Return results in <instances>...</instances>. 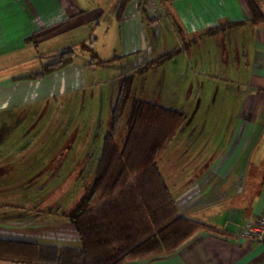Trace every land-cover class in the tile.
<instances>
[{
	"label": "crops",
	"instance_id": "0c3cea01",
	"mask_svg": "<svg viewBox=\"0 0 264 264\" xmlns=\"http://www.w3.org/2000/svg\"><path fill=\"white\" fill-rule=\"evenodd\" d=\"M150 2L157 3L156 11ZM254 2L264 16V0ZM119 3L0 0V119L7 123L10 115L21 117L22 107L58 102L62 117L68 116L73 102L85 109L98 100L97 72L118 69L125 62L126 68L111 81L115 95L106 96L108 122L119 79L142 65L162 35L172 39L165 52L177 53L158 67L157 83L173 78L179 93L166 96L165 108L185 117L156 161L169 193H162V207L157 204L156 211L215 229L197 230L169 252L128 258L122 264H264V244L240 234L241 225L264 207V188L253 171L258 151L264 150V20L253 21L246 0H146L148 15L160 17L149 25L139 12V0L126 4L120 20ZM105 16L110 21L109 45L119 58L104 64L97 62L106 60L99 56H78L77 49L96 45V29L102 28ZM171 17L172 30L163 31L159 25L155 32V26ZM235 22L219 33H206ZM67 49L73 51L71 63L39 79L18 78L39 71ZM134 82L135 77L131 88ZM132 98L136 97L129 95L114 135L118 148L125 139ZM136 99L161 105L150 96ZM102 118L93 117L94 126L78 145L74 140L41 145L0 141V264H72L75 256L77 261L83 258L82 242L68 214L95 178L100 137L106 131L100 128ZM143 130L140 126L134 133L136 144ZM121 204L106 210L119 216L104 235L114 238L112 243L133 244L148 235L150 210L145 208V218L132 195Z\"/></svg>",
	"mask_w": 264,
	"mask_h": 264
},
{
	"label": "trees",
	"instance_id": "16d2710c",
	"mask_svg": "<svg viewBox=\"0 0 264 264\" xmlns=\"http://www.w3.org/2000/svg\"><path fill=\"white\" fill-rule=\"evenodd\" d=\"M130 0H120L117 8V18L120 20L126 4ZM146 0H139L138 9L147 24H155L160 17L149 16L144 7ZM170 2L171 0H162ZM251 11L253 21L260 22L264 16L254 0H246ZM235 23H225L208 28L206 33L216 34L227 26ZM178 32L182 35L180 28ZM183 44H188L183 40ZM176 49H171L157 57L147 59L132 73L123 75L118 82L117 95L110 110L108 127L103 135L101 155L95 173V178L73 209L69 217L75 224L82 248L80 253L83 258L72 264H122L128 258L149 257L171 251L175 246L191 236L197 230H213L203 222L192 221L166 212H157L162 207V193L169 197L168 190L161 179L156 166V161L164 148L174 136L176 130L184 120L185 114L175 109H168L153 102L142 99H133L126 119V134L123 145L118 148L114 142V135L119 127L121 116L129 98L132 82L135 74H145L169 60ZM119 58L114 55L109 59H98V63H109ZM73 60V51L67 49L60 53L59 57L34 73L22 75L21 79H39L52 73ZM158 113H167L169 116H161ZM165 115V114H163ZM143 126V135L135 143L134 133L138 127ZM130 143L136 145L131 146ZM131 152V156H128ZM132 195L138 206L148 213V235L134 241L133 244L112 243L115 239L107 234L112 224L117 223V213H109L106 210L112 206L121 207L123 201H128ZM123 214V213H122ZM124 216V215H123ZM173 241L171 245L168 243Z\"/></svg>",
	"mask_w": 264,
	"mask_h": 264
},
{
	"label": "rangeland",
	"instance_id": "374dc122",
	"mask_svg": "<svg viewBox=\"0 0 264 264\" xmlns=\"http://www.w3.org/2000/svg\"><path fill=\"white\" fill-rule=\"evenodd\" d=\"M150 8L152 12L156 11L158 9L157 3L150 2ZM109 22L110 21L108 16H105L104 22L102 24V28L96 29L98 30L99 33V39L96 45L93 47V49H88V48L83 50L77 49L78 51L76 54L78 56L83 54L88 56V58L95 59V57L99 56L103 59L104 58L109 59L115 54L112 47L109 45L110 40L108 34L110 33V30L106 31V27H108ZM173 24L174 22H172V17H171V21L169 22L166 21L155 26V32H157V28L159 29V25L162 26L163 31H165V29L172 30L171 27ZM69 41L73 42L74 37H69ZM171 42L172 39H168V38L165 39L164 35H162L160 45L155 48L156 51L154 50L153 52L152 50L148 54L146 59H142L141 64H143L150 57L158 56L163 52H165L166 50H168V48H170ZM162 48H164V50L161 51ZM49 61H51V59H49ZM126 66L127 64L125 62H121L118 69L113 67H106L103 68L102 70H99L97 72V78H96V81L99 82V85H97L94 91L95 94L98 95V100L96 99L92 100L91 102L88 103L89 105H87L86 108L85 109L83 108L82 110L79 109L77 102L71 103L70 112L67 117H65V115L62 117L63 114L61 111V103L58 102L50 106L41 104V105L22 107L18 109L23 111L20 114L21 117H16L17 115L14 114L10 115V117L6 118L8 121L7 123H4L3 122L4 120L0 119V141H9L12 143L31 142L41 145L46 142H61V141L74 140L75 145H78L79 143L85 140V137L88 134L86 132L89 131L88 128L94 126L91 124L94 122L93 117H95L96 115L97 117L99 115L103 116V118L100 120L101 121L100 128L103 130V128L106 127L107 129L109 120L108 122H106V119L104 118V115H106L105 113L107 112L106 110L108 107L107 97L108 94L115 95L116 92V86L111 81L113 80L115 74L117 72H120L122 68L123 69L126 68ZM158 67L150 71L148 70L149 73L148 75L144 76V78H143V74H138V75L135 74L134 75L135 82L133 84V88H131L130 90L129 95L135 96L136 98L141 96L144 97L150 96L153 97L155 101L160 102V104L163 105V107H165V104H168V102L166 101L167 100L166 96L172 94L174 95L175 93H179V91H178V86L175 85L176 84L175 81L173 80L172 77L169 76H167L168 78L166 77L168 80L158 85L157 83V80L159 78L158 71H160ZM31 68H37V67H31ZM129 101L130 99L128 98V103ZM173 102L176 101L175 100L171 101V103ZM128 103L126 101L125 107L127 106ZM67 109L69 110V108ZM123 117L125 118V115H123ZM81 125H83V127L84 125L86 126L84 130L83 128L77 129V127H81ZM72 126L76 128L71 129L69 134V130ZM100 140L102 144L103 136L100 137ZM38 152H45V151L42 150ZM259 153H261V155H259ZM253 171H254V176L257 178L259 177L258 179L260 180V182L262 183L261 185L264 188V150H262L261 152L258 151V156L255 157Z\"/></svg>",
	"mask_w": 264,
	"mask_h": 264
},
{
	"label": "built area",
	"instance_id": "2783aa9c",
	"mask_svg": "<svg viewBox=\"0 0 264 264\" xmlns=\"http://www.w3.org/2000/svg\"><path fill=\"white\" fill-rule=\"evenodd\" d=\"M240 234L243 238L264 244V207L257 216L241 225Z\"/></svg>",
	"mask_w": 264,
	"mask_h": 264
}]
</instances>
